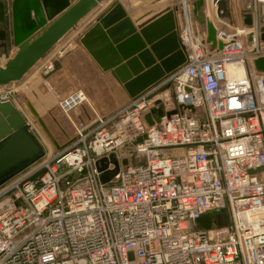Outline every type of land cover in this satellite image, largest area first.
<instances>
[{
	"label": "built area",
	"instance_id": "1",
	"mask_svg": "<svg viewBox=\"0 0 264 264\" xmlns=\"http://www.w3.org/2000/svg\"><path fill=\"white\" fill-rule=\"evenodd\" d=\"M176 1L186 63L166 81L108 114L76 113L89 92H71L47 113L58 152L25 123L42 156L0 185V264H264V76L251 68L264 54V0L247 1L250 29L239 0H229L231 24L204 0L220 50L199 32L190 0ZM53 49L32 69L54 73ZM229 63L244 68L242 79L227 78ZM169 82L171 102L159 92ZM14 101L0 92V102ZM157 101L197 113L149 127L143 118Z\"/></svg>",
	"mask_w": 264,
	"mask_h": 264
},
{
	"label": "water",
	"instance_id": "2",
	"mask_svg": "<svg viewBox=\"0 0 264 264\" xmlns=\"http://www.w3.org/2000/svg\"><path fill=\"white\" fill-rule=\"evenodd\" d=\"M103 0H0V48L11 47L13 55L0 63V88L20 81L78 23L93 12ZM248 0H239L241 24L250 29L253 15ZM150 2V3H148ZM220 21L231 24L229 0H213ZM148 3V4H147ZM192 20L205 35L212 50L222 48L217 42L213 25L204 14V0H190ZM183 21L176 0H117L95 20L84 33L81 45L104 73H109L122 86L128 97L125 107L140 96L166 81L186 63V54L178 40ZM251 43V35L248 36ZM264 44V25L259 28ZM251 68L264 76V54L251 60ZM19 101L51 146L61 150L29 100ZM195 114L191 106L165 111L157 101L143 121L152 126L163 116ZM137 143L141 139H137ZM42 150L25 127L14 106L0 102V185L13 173L38 161ZM114 166L117 163L113 161ZM127 161L123 160L122 165ZM116 169L101 176L106 183ZM209 229V217L197 221Z\"/></svg>",
	"mask_w": 264,
	"mask_h": 264
},
{
	"label": "rangeland",
	"instance_id": "3",
	"mask_svg": "<svg viewBox=\"0 0 264 264\" xmlns=\"http://www.w3.org/2000/svg\"><path fill=\"white\" fill-rule=\"evenodd\" d=\"M83 35L80 26H78L77 30H73L60 44L54 47L53 51L55 50L54 61L56 69L54 73L44 75L36 71V69L33 70V68L20 81L12 83L5 88H0V92L4 90L13 92L15 108H17L16 111H21L22 115L20 116L25 123L31 124L39 133L40 131L36 124L20 103V96H24L29 100L39 116L43 119L47 128L51 131L50 133L53 134V127L48 120L49 117L47 113L56 106L58 101L67 97L73 91L86 89L89 92L87 102L78 109L76 113H79L80 110L85 108L92 114H108L124 106L128 102V97L121 86L109 73L102 72L86 51L83 52L85 55L89 56L91 65L84 61V58L81 56V50L85 49H83L80 43ZM10 50L11 48H7L5 55H1L0 63H3L13 55V50ZM71 51L73 52V56L68 57ZM62 65L64 66L63 70L57 73L59 66ZM55 83H57V86H55ZM159 92L167 94L169 101H173V82H169V84L160 89ZM29 131V134L33 136L34 130H32V132L31 130ZM132 148H134V143L130 142L126 144L123 149L130 151ZM130 164H135V161H130ZM21 170L19 169L14 172L13 176Z\"/></svg>",
	"mask_w": 264,
	"mask_h": 264
},
{
	"label": "crops",
	"instance_id": "4",
	"mask_svg": "<svg viewBox=\"0 0 264 264\" xmlns=\"http://www.w3.org/2000/svg\"><path fill=\"white\" fill-rule=\"evenodd\" d=\"M117 0H103L98 6L97 8L91 12L89 15H87L82 21H80V23H78L75 27L74 30H77L78 29V26H80V30L81 32L84 34L95 22L96 18L101 14L103 13L113 2H115ZM72 32V31H71ZM70 32V33H71ZM8 48H11V47H8ZM84 49V48H83ZM11 50H13L11 48ZM10 50V51H11ZM85 50H81V56L84 58V61L91 65L90 61H89V56L88 55H85L84 52ZM7 52V50H3L2 48H0V59H1V55L4 54ZM77 52V51H76ZM13 53H14V50H13ZM73 56V52L71 51L70 54L68 55V57H72ZM73 61V60H72ZM63 65L62 66H59L58 68V71H61L63 70ZM59 78V77H57ZM55 86H57V83H55Z\"/></svg>",
	"mask_w": 264,
	"mask_h": 264
},
{
	"label": "bare ground",
	"instance_id": "5",
	"mask_svg": "<svg viewBox=\"0 0 264 264\" xmlns=\"http://www.w3.org/2000/svg\"><path fill=\"white\" fill-rule=\"evenodd\" d=\"M225 71H226L227 78L232 81L242 79L245 73V70L242 66L233 64V63L226 64Z\"/></svg>",
	"mask_w": 264,
	"mask_h": 264
}]
</instances>
